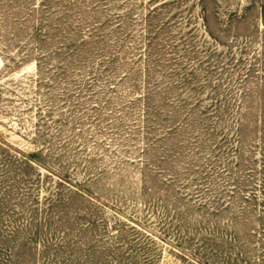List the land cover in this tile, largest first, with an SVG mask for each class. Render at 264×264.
Returning a JSON list of instances; mask_svg holds the SVG:
<instances>
[{"label":"rangeland","instance_id":"374dc122","mask_svg":"<svg viewBox=\"0 0 264 264\" xmlns=\"http://www.w3.org/2000/svg\"><path fill=\"white\" fill-rule=\"evenodd\" d=\"M0 264H264V0H0Z\"/></svg>","mask_w":264,"mask_h":264}]
</instances>
